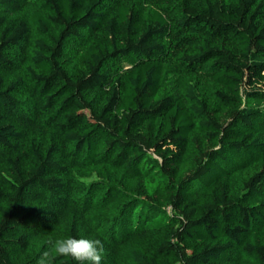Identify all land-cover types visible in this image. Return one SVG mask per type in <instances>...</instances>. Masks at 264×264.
<instances>
[{
  "label": "trees",
  "instance_id": "16d2710c",
  "mask_svg": "<svg viewBox=\"0 0 264 264\" xmlns=\"http://www.w3.org/2000/svg\"><path fill=\"white\" fill-rule=\"evenodd\" d=\"M69 237L264 264V0H0V264Z\"/></svg>",
  "mask_w": 264,
  "mask_h": 264
},
{
  "label": "clouds",
  "instance_id": "9594fccd",
  "mask_svg": "<svg viewBox=\"0 0 264 264\" xmlns=\"http://www.w3.org/2000/svg\"><path fill=\"white\" fill-rule=\"evenodd\" d=\"M104 245L99 239H57L50 250L43 252L38 264H54L57 256L70 257L78 264H101Z\"/></svg>",
  "mask_w": 264,
  "mask_h": 264
}]
</instances>
